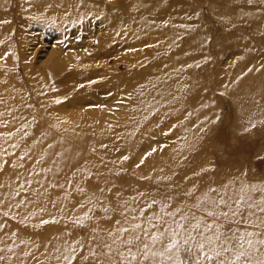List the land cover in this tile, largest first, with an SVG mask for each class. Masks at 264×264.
<instances>
[{"label": "rangeland", "instance_id": "1", "mask_svg": "<svg viewBox=\"0 0 264 264\" xmlns=\"http://www.w3.org/2000/svg\"><path fill=\"white\" fill-rule=\"evenodd\" d=\"M86 1L36 10L41 0H0V264H77L65 257L91 239L75 223L91 207L78 188L115 189L105 197L119 193L140 222L141 208L151 216L162 203L191 206L181 194L193 185L241 172L247 182L264 179V9L247 6L251 15L233 16V28L220 22L231 5L209 0ZM39 109L53 121L42 123ZM36 129L38 147L56 141L53 170L28 146ZM70 144L65 159L58 150Z\"/></svg>", "mask_w": 264, "mask_h": 264}, {"label": "snow or ice", "instance_id": "2", "mask_svg": "<svg viewBox=\"0 0 264 264\" xmlns=\"http://www.w3.org/2000/svg\"><path fill=\"white\" fill-rule=\"evenodd\" d=\"M209 3L231 5L228 12L220 15V22L227 17V24L233 28L236 27L233 16L244 20L251 15L245 10L247 6L264 9V0H209ZM45 6H49L47 0L37 5L40 9ZM51 27L49 24L50 30ZM206 39L210 41L211 37ZM259 123L264 125V120ZM255 128L256 124H251L243 131L248 133ZM257 159L264 160V156L258 155ZM208 171L209 168L201 169L204 173ZM247 176L248 172H241L226 184H208L203 189L193 185L181 194V199L192 200L191 206L171 211L167 210L169 203H162L165 210L151 216L141 208L140 222L136 216L129 219L128 204L126 201L121 204L123 197L119 193L114 198L105 197L106 192L111 194L115 189L96 184L89 195L84 188H78L91 207L75 223L87 225L91 239L77 244L85 251L65 259L76 260L77 264H264V179L252 183L247 182ZM171 199L167 197L168 201ZM156 204L152 199L145 207L152 209ZM117 215L122 219L115 220ZM113 221L115 227L109 226ZM72 251L75 253V249ZM5 259L0 256V261Z\"/></svg>", "mask_w": 264, "mask_h": 264}, {"label": "bare ground", "instance_id": "3", "mask_svg": "<svg viewBox=\"0 0 264 264\" xmlns=\"http://www.w3.org/2000/svg\"><path fill=\"white\" fill-rule=\"evenodd\" d=\"M22 1V0H21ZM39 1V0H38ZM48 1V0H47ZM57 1H59V0H56V2ZM80 1V0H79ZM85 1V0H84ZM88 1V0H87ZM86 1V2H87ZM30 2V1H29ZM32 2H34V0H32ZM86 2H85V4H86ZM20 3V2H19ZM36 3V2H35ZM34 3V4H35ZM49 3H50V1H49ZM52 3V2H51ZM50 3V4H51ZM59 3V2H58ZM61 3V2H60ZM90 3V2H89ZM37 4H38V2H37ZM48 4V3H47ZM49 4V5H50ZM78 4V3H77ZM33 5V4H32ZM51 5H53V4H51ZM64 5V4H63ZM65 5H66V2H65ZM64 5V6H65ZM19 6V5H18ZM57 6H59V5H57ZM61 6V5H60ZM29 8V7H28ZM27 8V9H28ZM34 8H35V6H34ZM45 8V7H44ZM56 8V7H55ZM29 9H31V6H30V8ZM33 9V8H32ZM36 10L38 9V7H36L35 8ZM40 9V8H39ZM46 9V8H45ZM49 9V8H48ZM53 9V8H52ZM26 11H28V10H26ZM50 11L52 12V10L50 9ZM50 11L48 12L49 14H48V16H50L51 17V14H50ZM54 11V10H53ZM57 11V10H56ZM23 12V11H22ZM29 12H30V10H29ZM36 12V11H35ZM37 13H39V12H37ZM54 13V12H53ZM52 13V14H53ZM39 15H41V14H39ZM54 15H55V13H54ZM56 16H57V14H56ZM62 17V16H61ZM118 17V16H117ZM44 18V17H43ZM49 18V17H48ZM42 19V18H41ZM51 18H49V20H50ZM61 19V18H60ZM55 20V19H54ZM53 20V21H54ZM42 21V20H41ZM114 25H115V23H114ZM113 27V26H112ZM115 27V26H114ZM115 29V28H114ZM1 69V68H0ZM29 69V68H28ZM26 72V71H25ZM29 73V72H28ZM4 74H7V73H4ZM33 76V75H32ZM10 77V76H9ZM15 77V76H14ZM28 77V76H27ZM34 77V76H33ZM33 77H32V79H33ZM36 77V76H35ZM38 77V76H37ZM7 78V77H6ZM16 78V77H15ZM2 79V78H1ZM5 79V78H4ZM45 79V78H44ZM28 80V79H27ZM42 80V79H41ZM41 80H39V81H41ZM12 81H13V79H12ZM33 81V80H32ZM48 81V80H47ZM23 82V81H22ZM46 82V81H45ZM41 83H43L44 84V81L43 82H40V84ZM4 84V83H3ZM5 85V84H4ZM3 85V86H4ZM14 85H16V84H14ZM2 86V88L4 89V87ZM39 86V85H38ZM11 87V86H10ZM34 88V87H33ZM14 89V88H13ZM42 89V88H41ZM5 90V89H4ZM21 90V89H20ZM43 90V89H42ZM17 90H15V92H16ZM35 91H37V90H35ZM7 92V91H6ZM5 92V93H6ZM11 92V91H10ZM25 92V91H24ZM38 92V91H37ZM12 93V92H11ZM46 93V92H45ZM1 94V93H0ZM5 95V94H4ZM19 95H20V92H19ZM24 95V94H23ZM22 95V96H23ZM25 95H27V94H25ZM24 95V96H25ZM39 95V94H38ZM48 95V94H47ZM24 96H23V99H24ZM33 96H35V95H33ZM40 96V95H39ZM50 96V95H49ZM1 97V96H0ZM14 97V96H13ZM10 97H8V99H9ZM37 98V97H36ZM1 99V98H0ZM12 99V98H11ZM23 99H22V101H23ZM32 99V98H31ZM38 99V98H37ZM33 100V99H32ZM41 100H42V98H41ZM51 100V99H50ZM7 101V100H6ZM8 101H10V100H8ZM13 101V100H12ZM29 102V101H28ZM8 103V102H7ZM6 103V104H7ZM12 103V102H11ZM20 104L18 105L19 106V112L21 113V111H25V109H26V105H25V102L23 101V102H19ZM24 103V104H23ZM31 103V102H30ZM51 102H49V104H50ZM4 104V103H3ZM8 104H10V103H8ZM38 104V103H37ZM47 104H48V102H47ZM52 104V103H51ZM14 105V104H13ZM43 105V104H42ZM44 106H46V105H44ZM53 106V105H52ZM6 107H8V106H6L5 105V107L4 108H6ZM34 107V106H33ZM39 107V106H38ZM54 107V106H53ZM15 109H16V105H15V107H14ZM55 108V107H54ZM53 108V109H54ZM1 109V108H0ZM27 110V109H26ZM16 111V110H15ZM29 111V110H28ZM35 111V110H34ZM39 111H40V113H42L43 114V120H42V123H48V122H51V121H53L52 120V118L53 117H55V116H49V114H47L43 109H39ZM54 111V110H53ZM19 112H18V114H19ZM26 112V111H25ZM30 112H32V111H30ZM37 112V111H36ZM50 112V111H49ZM48 112V113H49ZM55 112V111H54ZM54 112H53V114H54ZM60 111H58V113H59ZM62 112V111H61ZM15 114L17 113V112H14ZM23 113V112H22ZM28 113V112H27ZM50 113H52V112H50ZM64 113V112H63ZM2 114V113H1ZM0 114V115H1ZM8 114V113H7ZM59 114H61V113H59ZM55 115V114H54ZM57 116H58V114H56ZM2 116H3V114H2ZM7 116H9V114L7 115ZM13 116V115H12ZM11 116V117H12ZM15 116V115H14ZM14 116L12 117V118H14ZM19 116H21V114L19 115ZM26 116V115H25ZM63 116V115H62ZM1 117V116H0ZM4 117V116H3ZM16 117V116H15ZM65 117V116H64ZM67 117V116H66ZM7 118H9V117H7ZM25 118V117H24ZM60 118V117H59ZM68 118H70L69 120H68V122H72V120H73V117H69L68 116ZM1 119H2V117H1ZM0 119V120H1ZM16 119V118H15ZM63 119V118H62ZM64 120V119H63ZM76 120V119H75ZM5 122H7L6 120H5ZM54 122H56V120H54ZM67 122V120H66V123H65V125L68 123ZM60 123V122H59ZM62 123V122H61ZM76 123V122H75ZM74 123V124H75ZM51 124H53V123H51ZM55 124V123H54ZM74 124H72V125H74ZM6 125H7V123H6ZM9 125V127H11L10 126V124H8ZM20 125V124H19ZM55 125H57V124H55ZM64 124H63V126H65ZM71 125V124H70ZM78 125V124H77ZM77 125H76V127H77ZM2 126H4V124L2 125ZM16 126V125H15ZM18 126V125H17ZM38 126V125H37ZM58 126V125H57ZM11 128H13V127H11ZM17 128V127H16ZM41 129H42V126H41ZM46 129V128H45ZM44 129V130H45ZM46 130H48L47 132L50 134V133H52L53 132V135H54V133H55V131H56V128H50V129H46ZM2 131H4V130H2ZM1 131V132H2ZM5 131H7V129H5ZM40 131V130H39ZM38 129H36L35 131L33 130L32 132H31V135H30V140H29V143H28V146H29V144H31L32 146L31 147H33V156L35 155V157L38 155V156H40V155H42V156H44V158H46V159H43V160H39L40 161V163H41V161H43L42 162V165H43V167H44V164L43 163H45L44 162V160H46V164H45V168L47 169V167H50V168H48L49 170H53V166L55 167V162H56V158H55V152H56V141H53V143L52 144H45V145H42V146H40V147H38L40 144L38 143V140H39V138H40V136H39V138H38ZM83 131V130H82ZM44 132V131H43ZM3 133H5V132H3ZM9 133V132H8ZM7 133V134H8ZM48 133H45V134H48ZM84 133V132H83ZM0 134H2V133H0ZM4 135H6V134H4ZM1 136L0 137V139L1 138H3V137H7V136ZM10 135V134H9ZM53 136H51L50 138H52ZM58 137V136H57ZM65 138H71V139H73V140H82V138H83V134H80V135H78V134H75V135H73V134H71V133H67L66 134V136H64ZM85 137V136H84ZM14 138V137H13ZM62 139H64V138H62ZM84 139H86V137L84 138ZM14 140V139H13ZM41 140V139H40ZM88 140V139H87ZM85 141V140H84ZM45 142H47V141H45ZM71 142H73V141H71ZM86 142V141H85ZM14 143V142H13ZM50 143V142H49ZM39 144V145H38ZM17 145H18V143H17ZM10 146H12V144L10 145ZM27 146V145H26ZM72 145L70 144V145H66V146H64V147H61L59 150H58V152L61 154V157H64L65 159H69V158H71L72 157V150H73V147H71ZM2 147V146H1ZM15 147V146H14ZM31 147H29V148H31ZM8 148V147H7ZM12 148V147H11ZM8 151V150H7ZM6 151V152H7ZM24 151V150H23ZM9 152V151H8ZM7 152V153H8ZM27 152V151H26ZM30 152V151H29ZM6 153V154H7ZM3 154V153H2ZM14 154V153H13ZM8 155H10V154H8ZM12 155V154H11ZM41 156V157H42ZM15 159V158H14ZM40 159V158H39ZM1 160V159H0ZM16 163H17V161H16ZM40 166V165H39ZM41 169H43L42 167H40ZM52 168V169H51ZM9 170H10V168H9ZM4 172V171H3ZM3 172L1 173V174H3ZM50 172V171H49ZM45 173H46V171H45ZM42 174V173H41ZM6 176H7V174H5ZM2 176V175H1ZM0 176V177H1ZM6 176H4V177H6ZM6 179V178H5ZM1 182V181H0ZM4 184H5V180H4ZM3 188H4V185H3Z\"/></svg>", "mask_w": 264, "mask_h": 264}]
</instances>
